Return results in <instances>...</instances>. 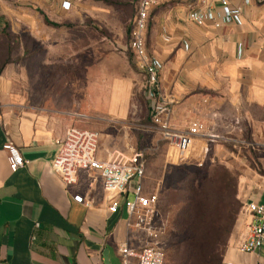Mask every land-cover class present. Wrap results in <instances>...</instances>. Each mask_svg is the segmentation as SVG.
Returning a JSON list of instances; mask_svg holds the SVG:
<instances>
[{
	"label": "crops",
	"instance_id": "0c3cea01",
	"mask_svg": "<svg viewBox=\"0 0 264 264\" xmlns=\"http://www.w3.org/2000/svg\"><path fill=\"white\" fill-rule=\"evenodd\" d=\"M65 1L74 2L6 0L0 15L9 20L19 16L18 26L35 30L46 25L38 9L58 4L65 12ZM228 1L240 8L241 23L226 17L219 27L214 24L209 12L220 13L221 0H161L150 9L146 49L163 63L160 86L175 102L172 121L178 130L192 120L211 127L231 112L264 115V0ZM14 3L21 10L8 7ZM190 7L203 24L190 19ZM127 98H119L111 112L129 116ZM77 116L58 105L29 107L17 99L1 104L0 264H123V245L135 253L146 246L144 229L132 224L125 208L132 194L106 191L96 169H80L71 185L54 172L67 130L72 126L94 130ZM7 142L18 147L25 160L15 172L4 150ZM134 152L126 136L118 142L116 134H100V159ZM244 183L242 203H264V179L250 176ZM75 196L83 201L77 202ZM113 203L118 204L115 212L110 210ZM235 246L233 261L264 263V246L258 255L240 254ZM127 260L138 264L137 255Z\"/></svg>",
	"mask_w": 264,
	"mask_h": 264
},
{
	"label": "rangeland",
	"instance_id": "374dc122",
	"mask_svg": "<svg viewBox=\"0 0 264 264\" xmlns=\"http://www.w3.org/2000/svg\"><path fill=\"white\" fill-rule=\"evenodd\" d=\"M137 1L74 0L65 12L46 5L49 18L62 24L58 28L25 29L17 25L19 16L3 15L0 106L16 99L29 107L58 105L99 134H116L118 142L126 136L146 160L144 193L158 194L151 226L144 229L146 246L162 249L165 264L186 258L201 264L213 254L219 264L233 261V248L246 234L240 213L245 179H264V115L230 111L206 126L212 136L206 154L200 152L205 141H196L190 159L170 163L169 144L151 120L145 72L130 48ZM124 96L130 114L122 118L111 109Z\"/></svg>",
	"mask_w": 264,
	"mask_h": 264
},
{
	"label": "built area",
	"instance_id": "2783aa9c",
	"mask_svg": "<svg viewBox=\"0 0 264 264\" xmlns=\"http://www.w3.org/2000/svg\"><path fill=\"white\" fill-rule=\"evenodd\" d=\"M161 0H140L137 6L136 18L130 35V48L136 63L146 75V96L149 101L151 119L157 130L169 144L168 161L180 163L192 157L193 147L198 139H204V147L201 155L208 151V139L211 135L206 133V126L199 120H192L183 131L174 127L172 121V108L174 100L163 94L160 86V74L163 63L146 49V34L148 17L152 7ZM220 13L213 9L209 12L214 24L219 27L224 19L235 23H241V10L232 7L228 0H221ZM71 3L63 2L62 7L69 9ZM189 17L198 24H203V19L190 7ZM241 45H238V55L241 53ZM100 134L95 130L84 129L78 126L70 127L62 141L60 152L53 164L54 172L68 185L77 181V173L80 169H96L100 172L103 187L106 191L118 194H132L133 199L126 198L125 208L132 219V224L140 229L151 226V221L156 212L158 194H145L142 185L146 160L142 152H134L132 155L121 153L108 159H100L97 150ZM7 159L11 171L15 172L25 165V160L15 145L11 142L4 144ZM199 155V156H201ZM201 158V157H199ZM198 158V161H199ZM201 165V163H199ZM77 202H82L83 197L75 196ZM118 208L117 203L110 207L112 212ZM241 217L244 222L246 234L243 240L235 246L238 253L245 255H258L264 246V203L246 201L242 203ZM39 224H36L38 227ZM121 253L123 264H128V257L138 256V264H164V251L158 247L145 246L139 253L133 252L123 245ZM224 264H247L236 261H228ZM264 264V263H254Z\"/></svg>",
	"mask_w": 264,
	"mask_h": 264
},
{
	"label": "trees",
	"instance_id": "16d2710c",
	"mask_svg": "<svg viewBox=\"0 0 264 264\" xmlns=\"http://www.w3.org/2000/svg\"><path fill=\"white\" fill-rule=\"evenodd\" d=\"M38 12L43 17L44 23L46 25L52 26V27H55V28H58V27L62 26L61 23L51 20L49 18V16L47 15V13L45 11H43L42 9H38ZM2 17L3 16L0 15V19ZM130 35H131V31H130ZM165 261H166V255H165ZM165 261H164V264H165ZM217 261H218L217 260V256L215 254H213V255H208L207 258H206V260H203L201 264H219V262H217ZM180 264H195V262L191 258H186L182 262H180Z\"/></svg>",
	"mask_w": 264,
	"mask_h": 264
}]
</instances>
